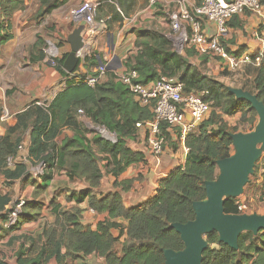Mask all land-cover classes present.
<instances>
[{
    "label": "trees",
    "instance_id": "16d2710c",
    "mask_svg": "<svg viewBox=\"0 0 264 264\" xmlns=\"http://www.w3.org/2000/svg\"><path fill=\"white\" fill-rule=\"evenodd\" d=\"M68 1L39 0L34 17L46 16ZM25 8L26 0H0V51L14 37V15ZM136 36L139 49L127 65L139 72L141 82L149 83L161 76L176 77L184 85V94L200 93L211 104L209 115L185 140L189 148L185 165L161 179L156 195L138 206L126 207L118 191L99 197L94 189L100 187L105 174L116 178L115 187L124 191L132 187L134 179L118 181V178L143 156L129 148L126 140L135 136L136 123L152 118L153 111L150 106H142L111 71L106 80L94 86L72 77L47 109L33 103L15 115L14 125H7L0 119V126L6 128L0 136V172L7 183L29 177L35 183L37 178L28 172L26 165L20 162L13 168L7 165L8 157L17 158L18 146L29 132V154L45 160L49 166L38 179L48 180L55 172L65 171L70 178L85 181L90 188L76 192L68 199L77 203L87 201L96 212H108L109 218L92 229L81 223L78 208L63 211L59 205L50 203L56 218L45 228L43 237L25 238L31 240L30 245L20 246L15 262L0 257V264H48L52 258L57 264H75L76 259L89 255L103 257L105 264H165V249L184 248V242L172 224L195 218L193 203L207 197L206 182L219 175L217 161L234 152L231 134L240 131L239 127L245 123L250 125L249 131L253 130L258 123V114L250 102L237 98L225 83L199 70L198 60L202 55L194 48L185 53L178 52L167 31L141 27L136 30ZM44 42L43 37L38 36L31 48V60L34 56L44 58ZM64 59L57 58L56 66L64 77H69L71 73H66L63 68ZM95 64L97 60L85 56L73 73L81 65L88 69ZM256 68L253 93L264 103V57ZM80 109L95 125L115 133L117 140L111 141L98 132L89 131L80 118ZM1 113L0 106V118ZM238 114L236 125H231L226 117ZM167 127L166 124L161 126L164 135ZM66 128L73 134L63 135ZM259 166L260 162L252 177H256L261 169L264 175V163ZM261 189L259 200L264 198V181ZM240 197L226 198L225 212L245 213L240 208L243 205ZM12 203L11 193L0 190V229L9 233L17 231L23 222L37 220L46 204L44 199L27 200L17 225L6 228ZM118 218L128 220L122 254L115 251L117 238L112 233L113 229L121 227ZM206 239L208 248L203 253L202 264H264V230L257 234L252 231L242 233L238 249L220 241L217 231L208 233Z\"/></svg>",
    "mask_w": 264,
    "mask_h": 264
},
{
    "label": "crops",
    "instance_id": "0c3cea01",
    "mask_svg": "<svg viewBox=\"0 0 264 264\" xmlns=\"http://www.w3.org/2000/svg\"><path fill=\"white\" fill-rule=\"evenodd\" d=\"M83 1L85 0H69L65 5L54 10L52 13L36 19L34 15L39 8V0H26V8L23 11H18L14 15V37L3 45L0 51V84L7 80V82H12V84L17 86L19 88L17 93L20 96L18 97V102L31 101V104H33L38 99H41L45 93H49L50 91L58 93L72 77L78 74H80V76L92 75L97 67L103 63L102 54L100 53L102 48H98L97 43H95L94 47L91 49L89 44H92L95 36L103 32L107 33V25L104 21L112 20V24H114L127 19L126 16H122L123 12L118 8V15L116 13L117 11L110 10V7L104 8L105 17L100 20L97 27L91 29L84 23L83 25L85 28L83 26H78L83 27V35L85 38V47L82 50V54L85 53V55H83L82 58L89 56L90 59L97 60V64L92 65L88 69L81 65L78 71L71 73L69 77H64L59 72L58 67L54 68L46 64L45 57L39 58V60L34 56V59L31 60V48L36 43L38 36L43 37L42 33L47 23L51 22L52 26H55V29H57L58 24H62L65 20H69L72 10ZM106 1L108 3H114L113 0ZM121 1L123 5L127 7L126 9L130 13L129 15L133 13V15L137 16V19L133 21L135 23H132L133 25L131 26H126L125 21V25L117 31L115 43L112 47V59L116 66H110L111 68H127L129 58L137 53L139 48L136 46V30L144 25V20H139L140 17L144 18V15H141V13H146L149 17V21L152 22L154 20L156 23L154 27L146 26L147 28L167 31L168 11L176 6L177 0H159L158 3L152 7H150V0ZM262 3L264 9V0H262ZM63 8H65V10ZM228 26L229 31L221 36V43L230 54L239 56L243 53H254L264 48V22L261 16L251 12L234 15L229 20ZM205 29L207 32L212 33L215 29L214 23L207 21ZM68 52L70 53V51L63 52V56L58 58L60 60L64 59L65 54ZM36 55L38 56V53H36ZM220 67L224 69L225 66L223 61L217 60L213 56L202 55L198 60V68L201 72L207 75H216L217 77H215V79L225 83L222 79L229 77L222 76L221 71H219ZM24 70H29L30 73L28 74V72H24ZM256 72V67L244 64L235 76L236 84L233 86H229L227 83L225 84L229 88H243L253 93V80ZM33 75L36 77L39 76L41 80H39V78L33 79ZM0 89H2L1 86ZM0 98H4L3 95L0 94ZM135 99L137 98L135 97ZM31 104H27L23 110ZM239 117L240 114L234 117H226V119L231 125H236L231 122L234 119L237 120ZM80 118L82 119V117ZM85 119L87 122H91L88 118H84V121ZM7 123L9 125H14L16 123V118L9 120ZM85 125H87L86 122ZM3 131L4 128L0 126V134H3ZM26 133V136L24 135V140L30 145V133ZM62 134L72 135L73 133L70 129L66 128L62 131ZM89 135H91V133H89ZM165 137V150L162 155L161 169L169 175L175 169L185 165L187 153L185 142L180 140L177 130L167 128ZM126 145L134 152H139L143 156L141 161L131 164L118 178V181L134 179L130 190L124 191L120 187H115L114 183L116 178L111 174H105L100 187L94 189V191L99 197H103L111 191H118L122 195L125 206L130 208L145 203L154 197L158 191L160 180L163 178L158 177L154 173L155 159L151 154L145 128H137L135 136L126 140ZM32 181H34V179L29 177L26 180L18 178L11 183H7L4 174L0 172V190L3 192H7L3 189L4 185L6 187L14 186L13 189L15 194L18 197H25L28 201L34 198L40 199L44 195L48 199L37 220L23 222L17 231L11 233L7 232L5 229H0V257L10 262H15L16 252L22 244L30 245L32 239L43 237L45 228L54 223L56 216L51 210L50 203L59 205L60 209H63V211L78 208L80 210L81 223L85 227H90L92 229H96L101 222L109 218L108 212L93 213L91 211L93 208L89 206L87 201L77 203L75 200L68 199L70 196L74 195V193L90 188V186L79 178H70L65 171L55 172L48 180L37 179L35 183ZM263 181L264 175L263 169H261L259 174L255 177V183L259 185ZM251 195H253V193ZM12 198H14L13 195ZM240 200L243 205L246 204L243 195L240 197ZM45 210H47V215H45ZM245 213L264 214V206L260 209H253L248 212L245 210ZM117 221L120 222L121 227L112 230L113 235L117 238L114 248L115 251L122 254V244L127 238L128 220L118 218ZM27 237L32 239L26 240L25 238ZM74 263L105 264V260L101 256L96 257L89 255L76 259ZM48 264L57 263L55 259L52 258L49 260Z\"/></svg>",
    "mask_w": 264,
    "mask_h": 264
},
{
    "label": "built area",
    "instance_id": "2783aa9c",
    "mask_svg": "<svg viewBox=\"0 0 264 264\" xmlns=\"http://www.w3.org/2000/svg\"><path fill=\"white\" fill-rule=\"evenodd\" d=\"M158 1L150 0V7L156 5ZM103 3L104 0H85L75 11L71 12L70 16L75 21H82L89 27H93L96 15ZM246 12L261 16L264 22L262 0H177L176 6L170 9L167 15L173 44L180 53H185L187 49L194 48L200 55L217 57L223 61L225 67L231 70H235L244 64L258 67L264 57V48L254 53H243L237 56L227 52L221 43V36L229 31V20L234 15H241ZM207 21L215 25L212 33L205 29ZM109 71L114 74L117 81L129 89L142 106L151 107L153 117L137 122L136 127L146 129L148 144L155 159L154 173L161 178L167 177L168 174L161 169L166 141L161 126L166 124L168 129L177 130L180 140L185 142L188 134L209 115L212 110L211 104L205 101L200 93L184 94V85L176 77L161 76L149 83H143L140 81V74L136 69L132 67L111 68L109 62L100 64L94 72L95 74L88 76L78 74L75 78L76 81L94 86L103 82ZM56 94L55 91L45 93L35 103L47 109ZM78 112L80 117L86 118L82 109ZM12 118L13 115L4 106L1 121L6 123ZM92 124L94 123L92 122ZM86 126L88 128V125ZM96 126L98 130L96 132L103 137L106 136L105 138L111 141H115L112 140L116 137L115 133L110 132L104 126ZM185 149L188 153L189 148L186 146ZM17 162L26 165L28 172L37 179L43 176L49 168L45 160L34 158L29 154V144L24 139L18 146L17 158L11 156L7 159L10 168L15 167ZM26 202L27 199L22 196L13 200L10 207L11 211L5 223L6 228L17 225ZM240 208L244 209L245 205H241ZM91 211L96 212L94 209Z\"/></svg>",
    "mask_w": 264,
    "mask_h": 264
},
{
    "label": "water",
    "instance_id": "95a60500",
    "mask_svg": "<svg viewBox=\"0 0 264 264\" xmlns=\"http://www.w3.org/2000/svg\"><path fill=\"white\" fill-rule=\"evenodd\" d=\"M68 40L72 50L64 59L63 68L66 73H73L85 47L83 27L75 28ZM229 90L237 98L251 103L258 114V123L250 132L231 134L234 152L217 161L219 175L206 182L207 197L193 203L195 218L172 224L180 234L184 248L165 249V264H202L203 253L208 248L206 235L210 232L217 231L220 241L238 249L242 233L252 231L257 234L264 230V214H232L224 209L226 198L239 197L243 193L264 148V103L256 94L243 88Z\"/></svg>",
    "mask_w": 264,
    "mask_h": 264
},
{
    "label": "rangeland",
    "instance_id": "374dc122",
    "mask_svg": "<svg viewBox=\"0 0 264 264\" xmlns=\"http://www.w3.org/2000/svg\"><path fill=\"white\" fill-rule=\"evenodd\" d=\"M113 2L114 3H108L106 0H104L103 5L100 7V9L96 15L95 25L93 27H89L88 25H86L87 27H89L91 29L94 27H97V24L100 22V20L104 19V17H105L104 11H103L104 8L110 7V10H113V11H117V8H118L123 12L122 16H126L127 19L126 20L124 19L120 23L116 22V23L112 24L113 23L112 20L104 21L105 24L107 25V33L103 32V33H100L98 36H95L92 44H89L91 49H92V47H94L95 43H97L98 48H102L100 53L102 54L103 63L109 62L110 66H116L115 62L112 59V56H113L112 47L115 43L117 31L125 25V21H126V26L127 25L131 26V25H133L132 23H135L133 21H135L137 19V16L133 15V13H132V15H129L130 13L127 11V9H126L127 7H125L123 5V2L121 0H113ZM79 6L80 5H78L76 8H74L72 11H75ZM63 9L65 10V8H63ZM116 13L118 15L119 10ZM142 14L144 15L143 16L144 18H142V17H140V19L138 18L139 20H144V25H142V27H146V26L154 27L156 25L154 20L152 22L149 21V19H148L149 17L146 13L144 14V12H142L141 15ZM129 23H131V24H129ZM167 23H168V20H167ZM78 26H83L85 28L82 21H75L72 16H69V20H65V22H63L62 24H58L57 29H55V26H52L51 22L47 23L46 28H45V30H43V33H42L44 41H45L44 42V57L46 59L47 65L56 68L57 67L56 66L57 65L56 59L60 56H63V52L71 51V44L68 42V36ZM167 32L169 34V38L171 40H173L172 36L170 35L171 30H170L169 26L167 27ZM108 34H109V36H108ZM83 55H85V53H83L81 55V58L83 57ZM214 58H216L217 60H220L217 57H214ZM54 63H55V65H53ZM241 68H242V65L235 70L228 69L227 67H224V69H221V67H220L219 71H221L222 76L229 77V78H225L222 80L225 83H227L229 86L235 85L236 84L235 76L237 75V73L239 72V69H241ZM24 72H28V74L30 73L29 70H24ZM209 76H211V77L214 76V78L217 77L216 75H213V74H211ZM32 78L33 79L39 78V80H41L39 76L36 77L35 75H33ZM0 86L2 87V89H0V94L3 95V97H4V98H0V106L2 108L5 106L10 111V113L13 115V118H15V115L17 113L21 112V110H23V108H25V106L27 104L32 103L31 101H26V102L19 101L18 102V97H20V96L18 95L17 91L19 90V88L17 86H15L14 84H12V82H7V80H6L4 82H1ZM46 99H48V98H46ZM81 120L84 122V124L86 122V124L88 125V128L91 131H95V132L98 131L96 128L97 126L92 124V122L91 123L87 122L86 119L84 121L83 117ZM237 121H238V119L237 120L234 119V120H232L231 123L236 124ZM6 124L9 125L7 122H6ZM1 126L4 128V131H3V134H4L6 131L5 125H1ZM255 127H254V129H255ZM250 129H251L250 125L248 123H245L239 127L240 131H238V132H250L249 131ZM3 134H0V136ZM116 139H117V136L114 137L112 140L116 141ZM262 150L263 151L260 155V158L257 161V163L260 162V166H262V164L264 163V148ZM259 172L260 171H258V173ZM250 179H251V181L249 180V182L245 185L244 191L240 195V196L243 195V197L245 199L246 204H245L244 210H246L247 212L252 211L253 209H256V210L260 209L261 207L264 206V199L259 200V195L262 192L261 183L259 185H257L255 183V176L252 177V175H251ZM13 188H14V186L6 187L4 185V187H3V189L5 191H7V192L9 191L10 193L12 192V195L14 197L13 200H16L18 196L15 194V191ZM252 193H253V195H251ZM40 199H44L45 202L48 200L45 195ZM45 211H46L45 215H47V210H45ZM20 226H21V224H20Z\"/></svg>",
    "mask_w": 264,
    "mask_h": 264
}]
</instances>
